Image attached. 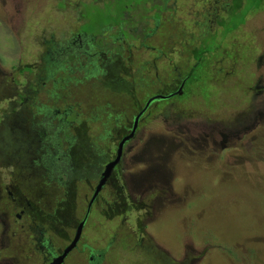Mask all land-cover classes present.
<instances>
[{
	"label": "rangeland",
	"instance_id": "rangeland-1",
	"mask_svg": "<svg viewBox=\"0 0 264 264\" xmlns=\"http://www.w3.org/2000/svg\"><path fill=\"white\" fill-rule=\"evenodd\" d=\"M105 1L0 0V264H30L28 257L41 264L32 214L61 253L87 211L80 248L67 264H89L91 253L102 252L100 264H264V2L237 30L204 41L210 52L182 95L152 105L125 147L121 172L95 194L100 172L88 167L106 142L110 159L116 155L125 104L140 97L142 106L176 87L173 66L185 65L187 56L196 64L190 48L200 43V26L208 29L216 16L215 0H178L162 21L171 33L188 35L184 44L175 39L168 48L163 29L145 40L173 51L168 59L114 37L112 28L103 34L104 49H112L95 61L99 73H90L83 68L89 64L64 54L79 33L97 30L86 11ZM62 57L68 69L57 72ZM71 107L73 123L51 117ZM255 109L263 111L257 137L249 133ZM28 209L33 213L21 214Z\"/></svg>",
	"mask_w": 264,
	"mask_h": 264
},
{
	"label": "flooded vegetation",
	"instance_id": "flooded-vegetation-1",
	"mask_svg": "<svg viewBox=\"0 0 264 264\" xmlns=\"http://www.w3.org/2000/svg\"><path fill=\"white\" fill-rule=\"evenodd\" d=\"M113 1L115 2L116 0H113ZM237 1H239V3H241L242 6H245V0H215L216 7L212 6V8H213L212 10H214V13H216V16H214L212 18L213 21H210L212 24H210L208 26V29H206V22L203 23L201 26L198 22H196L197 25L199 24L198 26H200V28L204 27L203 28L204 33H202V34H200L201 31L197 28V34H200L198 36V39H200V43L198 44V46H194L193 48H190L192 54L188 53L190 55V57L193 56L195 58L194 62H196V64H193V65L189 64V62H191V60H189V56L186 57V59H187L186 61H188V62L185 61L186 62V63H184L185 65L175 64L173 66V64H170L171 66H173V68H176L178 70V72H177L178 74L174 75V78L180 79L179 82L176 80L178 83L176 85V87H174V88L171 87L170 88V90L172 89L171 91L164 90L161 92V94H159V95L156 94V96H158V98L156 100H154L153 102H151L147 108H146V106H147L148 100L155 97V96H151L149 99L144 101L143 107L139 106V103L136 104L138 101H140V97L138 99L129 101V103L135 102L136 105L135 104L134 105L128 104L127 107H125L123 110L124 113L120 114V115H123L122 119H119L117 121L119 123V125L123 126V128H122V129H124L123 133H125V135L122 137L121 141L133 132V128L136 124L138 125L136 131L139 130L141 120L144 119L145 114L147 113V115H151L150 108L152 107V105H156V107H157L159 102H165L167 105V104H170L171 101L175 97H177L175 93H180L179 95H182V91L185 89L188 79L191 78V71L194 70V68L196 69L199 65H203V61H204V60L202 61L203 57L205 56L206 53L210 52L209 50L205 49L206 47L205 48L203 47L204 41L210 40L212 42H217V39L220 37V35L218 33L221 32V29H223V32L225 31V28H224L223 24L221 23L222 19L228 18V16L231 14V10L236 5ZM96 2L89 4L90 8L88 11H86L87 12L86 16H87V22H92L93 24H95L97 26V30L96 31H82L81 30L82 33H79V35L76 36L74 41H72V42L70 41L68 43V46H66V48H67L66 53L64 54V55L75 54L76 60L79 59V61H82V62H85L86 64H89V65L83 66V68L85 69L84 71H86V72L99 73V71L101 70L100 66L95 61L105 57L110 52V50L112 49V48L109 49V51L104 49V45H105L106 41H108V38L105 36V38H106L105 39L104 35H103L104 33L106 35L108 33V31L112 28H118V34H114V37H117L121 40H123V39L129 40L128 42L133 41V42L137 43V46L139 48L147 47L153 53H156V54L160 53L156 58H159L162 55H165V56H167V59H168L169 56L171 55L170 52H173V51L167 50V52H168V55H167L166 53H164L163 50L155 49V47H152V46L147 45L145 43L146 39L149 38L148 40H150V37L154 36L160 30L163 29V31H166V34L169 33V37L167 36V39L163 42L164 45L168 46V48L169 47L170 48L176 47L173 43V41L175 39L180 40L182 42V45L184 44L185 39H188L187 38L188 35L183 33V32L171 33V31H170L171 28L170 27L166 28L165 23L162 21L163 16L165 15V13L167 11H169V12L170 11H176V6L178 4V0H139V3L125 6L123 9H119L116 4H112L111 8H108L109 7L108 1H105L104 4H102V5H100ZM169 2L173 3V7L168 8L167 4ZM202 3H205V1L202 0ZM113 7H115V9ZM86 12H85V9H80V14L82 16ZM220 12H223V16H221V15L218 16V14ZM101 13H102L103 17H101ZM192 14L194 15V19H193V21H194L195 20V14L193 12H192ZM104 18H110L111 20H107L108 22L106 24H103L102 22H103ZM167 21H170L169 17H167ZM210 27H211V30L214 29V32H211ZM139 31H141L142 34ZM134 32H137V33H134ZM81 34L85 35L86 38L89 40V42H90L89 45H88V43H85L83 45ZM78 38L80 40L81 47H79L77 44ZM73 43H75V46H78V50L74 49L72 47ZM85 46L86 47L89 46L90 49H84ZM131 48H132V44H130V49ZM112 51H114V50H112ZM117 52L121 53V50H117ZM201 52H203V54L200 57ZM110 55L115 56V54H113V53H110L108 56H110ZM117 55L119 56L120 54H117ZM97 57H99V58H97ZM66 58L67 57H62V58L56 60V63L54 62L55 64H57V69H56L57 72L58 71H61V72L66 71L68 69V67L65 66L68 63L65 61ZM186 66L187 67L189 66L188 67L189 70L188 69L187 70L190 72H187L186 77H182V73L180 72V70L182 68H185ZM30 72H31V70H30ZM92 77H94V76H92ZM43 83L46 84V82H43ZM182 83H184L183 86L181 85ZM167 96L168 97L170 96V97L166 98ZM75 108L80 110V108L78 106ZM145 108H146V110L144 111ZM255 110L257 111V109H255ZM260 111H261V109H258V111L256 112V116L254 118V123L252 125V129H251V131H249V133L254 134L256 137H257L258 132L255 131L254 128L260 125V121H258L260 118V116H259ZM72 112H73V107L70 109L69 108L64 109L63 111H61L59 109V110L55 111V115L60 117V120L62 123L71 124V123H73V121L72 122L68 121V118ZM261 112H263V111H261ZM125 115H127L128 118L131 117L130 121H128L126 119ZM75 116L76 115L74 114L73 117H75ZM70 117H72V115H70ZM105 118L108 121V120H110L111 115H107ZM137 118H138V120L136 121ZM94 120H96V118H94ZM243 121L244 120L241 119L237 122V124L241 125L243 123ZM67 126H69V125H67ZM136 131L134 132L133 136L125 143L122 158H121L120 162L114 168V171L112 172L111 176L106 181V184L110 180V178L113 176V174H118L119 172H121L120 167L124 163L123 158H124L125 147L127 146V144L132 139H134L136 137V134H137ZM101 132L105 133L108 131L102 130ZM60 134H61V132H60ZM66 136H67L66 139H69L71 137L74 138V141H76V139H77V138H75L74 135L68 134ZM61 141H62V136L60 139V145H58V146L62 145ZM121 141L118 143V146L121 143ZM105 144H106V148H105ZM105 144H103V146L100 147V149L98 150V152H100V154H99L98 160L96 161V164L93 165L90 163V165L88 167V169H91L93 166H95L96 170L98 172H100L98 175L99 176V179H98L99 183L101 181L103 172H104L107 164H109L110 162L115 160V157H116V155H115L112 159H110L112 154L110 153L111 149L108 148L109 142H106ZM118 146H117V148H118ZM47 155H48V153H47ZM47 155H46L47 159L53 158V156H47ZM58 160H61V157H58ZM122 174H124V173L122 172ZM95 189L97 190V187ZM9 195L13 196V194H11V193H9ZM22 197L25 198V195H22ZM15 199H16L15 197L12 199L13 205H15L16 203H19L21 201L20 198H17L16 200ZM17 207L20 208L19 206H17ZM24 213H26L27 216H29L33 212L31 209L22 210L21 214H24ZM85 217L87 218L85 220L86 221L85 225H86L88 217H89V212H88V214L86 213ZM18 219H21L20 215H18ZM35 219L36 218L32 214L31 219H30L31 226H33L32 224L36 223L34 225V227H32V228H34V230L37 229L39 231V237L38 238H35V237L32 238V240L35 242L34 247H36L37 251L39 252L38 256L42 260L41 264H52L54 259L61 256L64 253V251L66 250V248L72 243V241L74 240V238L76 236L79 225L82 221L80 223H78L72 240L69 242L68 245H66L62 249L61 253H58L56 251V249H54L52 247L51 239L47 238V236L45 234L46 229L40 228L39 227L40 221L38 222ZM84 228H85V226H84ZM70 229H71V226H70ZM66 232H67V234L63 235V238L68 236L69 231H66ZM79 243H80V241H79ZM79 243L77 244V247L67 255L65 260L62 261V264H67V261L69 259L68 257L71 256V253L73 251L79 250V248H80ZM36 249L32 250V254H33V252H35ZM82 249L83 250L87 249V245H83ZM28 260L30 261V264H35L32 261V257H28ZM103 261H104V253L103 252L99 253V254H97V253H91L90 254L89 264H100Z\"/></svg>",
	"mask_w": 264,
	"mask_h": 264
},
{
	"label": "trees",
	"instance_id": "trees-1",
	"mask_svg": "<svg viewBox=\"0 0 264 264\" xmlns=\"http://www.w3.org/2000/svg\"><path fill=\"white\" fill-rule=\"evenodd\" d=\"M253 1L254 0H248L247 2V4L245 5V6H242V4L241 3H239V1H237L236 2V5L233 7V9L231 10V14L228 16V18H225V19H222V24H223V26H224V28H225V34H227V33H230V32H233V31H235V30H237L241 25H244L245 24V22H246V16L248 15V14H250V13H252L253 11H255V10H258V9H260L261 7H262V4H263V2H264V0H259V2L258 3H256V4H254L253 3ZM136 3H139V0H116L115 2L114 1H112V0H110V2H109V7L108 8H111V6H112V4H116L117 6H118V8L119 9H123L125 6H128V5H131V4H136ZM242 8H244V9H242ZM242 9V10H241ZM244 10V11H243ZM241 18V21L240 22H237V20L238 19H240ZM107 20H111L110 18H104L103 19V24H106L108 21ZM202 54H203V52H201L200 53V57L202 56ZM185 89H186V87H185ZM184 91V90H183ZM183 91H182V93H183ZM177 97L178 96H181V95H179V94H177L176 95ZM168 97V96H167ZM166 97V98H167ZM174 97V96H173ZM174 99H176V97L174 98ZM22 100L24 101L25 100V98L24 97H22ZM141 101V100H140ZM142 102H143V105L141 106V103L138 101L136 104H138L139 103V106H141V107H143L144 106V100H142ZM134 105L135 104V102L134 103H126L125 105ZM135 104V105H136ZM169 105V104H168ZM170 105H171V103H170ZM75 106L77 107L78 106V103L77 104H75ZM126 106H124V108H125ZM135 107V106H134ZM72 108V107H71ZM63 111V110H62ZM127 112V111H126ZM122 113H124V112H122ZM72 115H74L73 113H71ZM70 114V115H71ZM121 114V113H120ZM70 115H69V118H70ZM56 117V115H55V111H54V113H53V116H51L52 118H55ZM57 118H59L60 119V117L59 116H57ZM126 119L127 120H129L128 119V116L126 115ZM76 142V141H75ZM59 150H60V152L63 154V155H65V151H63L61 148H60V146H59Z\"/></svg>",
	"mask_w": 264,
	"mask_h": 264
},
{
	"label": "water",
	"instance_id": "water-1",
	"mask_svg": "<svg viewBox=\"0 0 264 264\" xmlns=\"http://www.w3.org/2000/svg\"><path fill=\"white\" fill-rule=\"evenodd\" d=\"M176 95L177 94H180V93H175ZM170 97V96H169ZM167 97V98H169ZM158 98V96H155L151 99L148 100V103H147V106L146 108L149 106V104L151 102H153L154 100H156ZM146 108L144 109V111L146 110ZM143 111V112H144ZM139 118V117H138ZM138 118L136 119V121L138 120ZM137 124L134 126L133 128V132L125 137L121 143L119 144L118 148H117V151H116V157H115V160H113L112 162H110L109 164H107L104 172H103V175H102V178H101V181L97 187V190L95 192V194L98 193V191L103 187V185L106 183V181L108 180V178L111 176L112 172L114 171V168L116 167V165L120 162L121 158H122V155H123V149H124V145L125 143L133 136L134 132L136 131L137 129ZM87 218H85L79 225V228L77 230V233H76V236L74 238V240L72 241V243L66 248V250L64 251V253L55 258L54 261L52 262V264H62V261L65 260V258L67 257V255L72 251L74 250L76 247H77V244L79 243L80 239H81V236H82V233H83V229H84V226H85V220Z\"/></svg>",
	"mask_w": 264,
	"mask_h": 264
},
{
	"label": "bare ground",
	"instance_id": "bare-ground-1",
	"mask_svg": "<svg viewBox=\"0 0 264 264\" xmlns=\"http://www.w3.org/2000/svg\"><path fill=\"white\" fill-rule=\"evenodd\" d=\"M103 186H104V185H103ZM87 214H88V212H87ZM85 218H86V217H85ZM85 218H84V219H85Z\"/></svg>",
	"mask_w": 264,
	"mask_h": 264
}]
</instances>
